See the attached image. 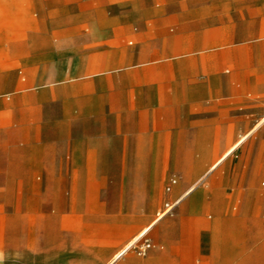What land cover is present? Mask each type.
Returning a JSON list of instances; mask_svg holds the SVG:
<instances>
[{
  "label": "crops",
  "instance_id": "obj_1",
  "mask_svg": "<svg viewBox=\"0 0 264 264\" xmlns=\"http://www.w3.org/2000/svg\"><path fill=\"white\" fill-rule=\"evenodd\" d=\"M76 2L0 0V98H6L0 102L6 107L3 103L7 101L11 112L37 114L19 125L28 130L25 134L6 141L24 147L19 149L20 157L0 160V191L12 187L11 178L25 165L29 176L38 172L52 176L54 167L45 161L54 159L47 160L43 156L46 153L56 152L64 157L62 160L75 164L83 161L89 171L80 169L74 177L93 176L94 161L125 159L118 156L122 144L108 145V140L99 139L98 132L108 131L96 125L89 124L68 140L60 132L56 136L42 131L62 129L58 115L66 117L75 112V91L58 83L75 78V65L91 59L77 57V49L129 33L143 39L141 34L166 32L174 25L190 34L185 41L191 44L183 47L197 48V35L203 30L189 25L220 10L242 13L247 18L245 33H264V0H113L112 10L102 4L93 9L91 1L77 9ZM255 21L259 24L253 28ZM205 31L225 30L210 27ZM227 31L230 43L240 42L231 36L235 28L228 27ZM244 42L264 47V36L261 41L246 37ZM246 62L244 59V65ZM182 77L179 84H170L167 95L157 102L163 106L164 129L170 130L163 135L164 144L183 146L179 157H173L170 151L165 152L164 159L190 161V173L182 168L180 175L193 180L204 176L206 188H198V184L189 187L190 179L181 178V184L166 196L169 202L178 200L173 211L134 241L148 239L152 249L146 256L132 252L114 264H264V125L240 141L242 135L264 121V63L259 68L240 66L231 73L210 74L208 78L199 74ZM138 94L131 109H120L122 118L137 112L151 113V98L143 90ZM77 112L81 114L78 119L86 120L101 110L86 104ZM136 128L120 124L110 133L123 140L134 135ZM173 129L180 132L173 133ZM230 144L234 145L220 159L226 150L223 146ZM204 146H208V156L202 155ZM211 146H217V157L212 155ZM130 190L128 202L133 206L138 202L139 188ZM86 199L85 193L84 209L88 208ZM116 201L120 204L115 207L121 208L123 196ZM102 206L104 215L67 218L68 223L82 220L88 226L82 233L56 232L55 227L51 232L37 233L32 249L37 260L46 264H108L140 231L118 223V217L107 211L113 206L106 199ZM61 220L53 218L49 225H58Z\"/></svg>",
  "mask_w": 264,
  "mask_h": 264
},
{
  "label": "rangeland",
  "instance_id": "obj_2",
  "mask_svg": "<svg viewBox=\"0 0 264 264\" xmlns=\"http://www.w3.org/2000/svg\"><path fill=\"white\" fill-rule=\"evenodd\" d=\"M76 1L77 9H83L90 1L93 9L99 8L100 4L108 10L114 7L113 0ZM246 20L242 13L229 14L226 10L204 15L196 20L195 24L189 25L190 28L203 30L197 35V44L200 46L197 48L183 47L185 44H191L185 41L186 35L190 34L183 33L179 26L174 25L172 30L171 26L166 32L141 34L143 39L129 33L114 40L108 39L106 42H96L91 47L77 49V57L86 55L91 56V59L89 62L81 61L75 65V78L58 83L66 89L75 91V112H69L66 117L62 113L58 115V121H62L60 123L62 129L58 127L42 131H47V135H50L51 131L56 136L60 132L62 137L68 140L69 136L76 137L89 124L96 125L108 131L106 134L98 132L99 139L108 140V145L111 143L113 145L114 142L122 144L123 151L118 153V156L125 159L94 161L92 162L94 175L87 177L83 175L74 177L80 169L85 168L89 171L83 161L77 162L76 165L74 161L62 160L64 157L57 156L56 152L43 155L47 160L54 159L45 161L54 167L52 176H45L39 172L35 176H29L26 165L18 169L17 174L11 178L12 187L0 191V264H46L37 260L32 250L35 247L36 234L51 232L52 227L56 228V232H84L88 226L84 225L82 220L74 223L72 219V223H68L70 219L67 218L82 219L85 216L104 215L106 210L102 202L105 199L113 206L107 211L113 218L118 217V223L123 222L128 230L140 231L111 258L108 264H113L112 260L118 254L125 251L135 239L140 238L142 233H148L157 223V213L170 203L166 196L169 194L168 187L172 186L173 179L178 180L176 187L181 184L182 178L190 179L189 187L198 184V188H206L204 176L193 180L189 176L180 175L182 168L190 173V161L164 159L165 152L170 151L173 157H179L178 153L183 146L164 144L166 139L163 135L170 130L164 129L163 106L157 102L167 95L170 84H179L180 79L185 78L182 77L184 74H199L201 78L202 76L208 78L210 74L231 73L234 68L240 66L259 68L261 63H264V47L250 45L249 42H244V39L255 37L256 41H261L264 33L255 31L245 33ZM258 24L259 22L255 21L253 28ZM210 27H218L225 31L206 32L205 30ZM228 27L235 28V33H231V36L240 42L236 44L229 42ZM140 44L143 47H139ZM244 59H247L245 65ZM141 90L151 98L149 101L152 105L149 107L151 113L145 115L137 112L128 119L122 118L119 114L120 109L123 108L126 112L131 109L134 96H138ZM3 104L6 107L0 102V160L10 156L13 158L21 156L19 149L24 145L7 144L6 141L19 133L25 134L28 130L20 128L19 125L24 120L27 121L28 117L37 115L11 112L8 110L7 101ZM86 104L91 108L100 109L101 113L93 114L86 120L78 119L81 114L77 111L80 106ZM120 124L136 125V131L133 133L135 136L125 137L123 140L113 137L110 130ZM255 130L256 128L248 133ZM172 132L179 133L180 129H173ZM233 145L223 146L226 150L220 154L222 155L220 159ZM211 148L216 149L217 146ZM215 149L212 155L217 157L219 153ZM202 152L203 156H208V146H204ZM196 155L194 153L195 157ZM106 169L107 172L104 171ZM130 188H139L138 202L133 206L128 202ZM85 193L87 195L85 202L88 206L86 209L83 200ZM121 196L124 199L123 206L116 208L115 206L120 204L116 197ZM57 217L62 218L61 223L49 225L51 219ZM131 253L128 252V255Z\"/></svg>",
  "mask_w": 264,
  "mask_h": 264
},
{
  "label": "bare ground",
  "instance_id": "obj_3",
  "mask_svg": "<svg viewBox=\"0 0 264 264\" xmlns=\"http://www.w3.org/2000/svg\"><path fill=\"white\" fill-rule=\"evenodd\" d=\"M263 124H264V121H263V123L259 124V125L256 127V129L260 128ZM250 134H251V133L242 136V137L240 138V141H241V140H246ZM240 141H239V142H240ZM233 148H234V147H233ZM176 185H178V180H177V179H173V180H172V186L168 187V191H170V190H172L173 188H175ZM194 187H195V186H194ZM177 202H178V200H177V201H174V202L167 203V204H166V208L163 209V210H161L160 212L157 213V217H158L157 219L160 220V219H162L164 216H166L167 214H169L170 212H172V210H173L174 206L177 204ZM142 234H143V233H142ZM145 235H146V234H145ZM145 235H144V236H145ZM144 236H142V238H143ZM135 240H136V239H135ZM135 240H134V241H135ZM134 241L132 242V244L134 243ZM138 241H139V240H138ZM138 241H136V242H138ZM136 242H135V243H136ZM135 243H134V244H135ZM132 244H131V245H132ZM134 244H133V245H134ZM131 245H130V246H131ZM133 245H132V246H133ZM130 246H129L125 251H123L122 253L118 254V255L112 260V261H113V264H114L115 262L119 261V260H122V259L126 258V256L128 255V252H130V251H129ZM132 246H131V247H132ZM130 250H131V248H130Z\"/></svg>",
  "mask_w": 264,
  "mask_h": 264
},
{
  "label": "built area",
  "instance_id": "obj_4",
  "mask_svg": "<svg viewBox=\"0 0 264 264\" xmlns=\"http://www.w3.org/2000/svg\"><path fill=\"white\" fill-rule=\"evenodd\" d=\"M152 243L148 239H144L143 241H138L136 242L132 247H131V252H135L139 256H146L148 251L152 249Z\"/></svg>",
  "mask_w": 264,
  "mask_h": 264
}]
</instances>
